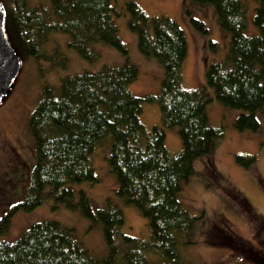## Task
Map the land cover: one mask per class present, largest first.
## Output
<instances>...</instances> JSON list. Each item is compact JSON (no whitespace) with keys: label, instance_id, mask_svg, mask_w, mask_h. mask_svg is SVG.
<instances>
[{"label":"trees","instance_id":"1","mask_svg":"<svg viewBox=\"0 0 264 264\" xmlns=\"http://www.w3.org/2000/svg\"><path fill=\"white\" fill-rule=\"evenodd\" d=\"M115 1L0 0L6 39L17 57L41 52L52 32L67 35V46L87 62L99 57L97 44L126 55L114 22L121 13ZM193 1L211 4L219 27L229 33L224 59L206 65L205 86L183 87L186 41L177 24L165 16H147L129 0L122 11L127 13L129 30L137 36L138 51L163 66L159 92L136 97L128 90L137 76L133 64L102 65L64 77L58 92L43 88L28 117L35 164L24 199L0 218V236L15 212L32 210L52 194L68 209H79L90 223H100L108 248L106 259H92L72 230L44 221L30 225L14 242L0 240V264H184L176 241L192 234L194 218L181 207L176 193L191 176L194 160L208 154L212 142L224 134L221 127L209 125L207 103L215 100L240 111L233 127L252 132L258 128L255 113L264 105V0H255L252 22L257 33L250 36L244 33L242 1ZM191 23L207 32L201 21ZM144 101L156 104L159 111V123L150 129L139 121ZM173 128L181 148L169 153L164 130ZM107 136L111 147L106 159L118 183L116 194L145 218L146 239L122 232L123 213L112 202L97 208L82 191L74 200L71 184L97 181L89 156ZM235 160L244 161L241 156Z\"/></svg>","mask_w":264,"mask_h":264},{"label":"rangeland","instance_id":"2","mask_svg":"<svg viewBox=\"0 0 264 264\" xmlns=\"http://www.w3.org/2000/svg\"><path fill=\"white\" fill-rule=\"evenodd\" d=\"M125 1L129 0L114 2L121 10L114 22L126 55L108 45L97 44L99 57L87 62L67 46V35L56 32L47 36L38 54L18 55V72L0 100V218L24 199L30 183L35 155L27 121L43 88L51 87L58 92L66 76L84 70L95 71L102 65L121 66L129 62L137 69L136 79L128 86L129 92L139 98L159 92L163 66L157 59L138 51L137 36L129 30L127 13L122 11ZM130 1L147 16H165L177 24L186 41L181 69L183 87L194 90L205 86L206 65L223 60L228 51L229 33L219 27L214 7L193 0ZM240 1L246 10L244 33L256 34L252 19L257 3ZM191 20L201 21L207 32L202 33ZM141 107L139 121L145 128L159 123L156 104L144 101ZM205 109L209 125L221 127L224 134L212 142L208 154L194 160L191 176L176 193L181 207L194 218L192 234L176 241L179 258L184 264H264V105L255 113L258 122L255 132L237 131L233 127L240 113L236 109L226 108L215 100L207 103ZM164 146L169 153L180 150L176 128L164 130ZM110 147L108 136L95 145L89 162L97 181L71 184L74 200H78L82 191L97 208L112 202L122 210V232L146 239L145 218L116 194L118 183L106 159ZM236 156L244 161L238 163ZM250 158L253 162L248 163ZM44 221H54L72 230L74 238L92 259L98 262L106 259L108 248L100 223H90L79 209H68L52 194L32 210L15 212L0 240L14 242L30 225Z\"/></svg>","mask_w":264,"mask_h":264},{"label":"water","instance_id":"3","mask_svg":"<svg viewBox=\"0 0 264 264\" xmlns=\"http://www.w3.org/2000/svg\"><path fill=\"white\" fill-rule=\"evenodd\" d=\"M3 22L4 12L0 4V100L12 84L19 68V59L6 39Z\"/></svg>","mask_w":264,"mask_h":264}]
</instances>
